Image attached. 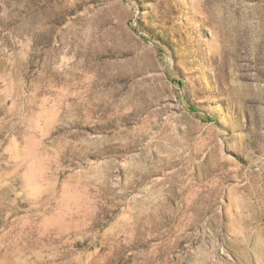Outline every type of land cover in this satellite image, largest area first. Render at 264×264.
<instances>
[{
    "label": "rangeland",
    "instance_id": "374dc122",
    "mask_svg": "<svg viewBox=\"0 0 264 264\" xmlns=\"http://www.w3.org/2000/svg\"><path fill=\"white\" fill-rule=\"evenodd\" d=\"M0 264H264V0H0Z\"/></svg>",
    "mask_w": 264,
    "mask_h": 264
}]
</instances>
